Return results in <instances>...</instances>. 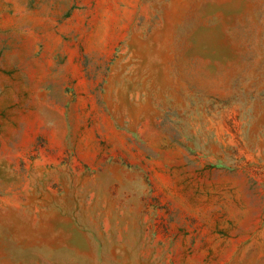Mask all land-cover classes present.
I'll return each instance as SVG.
<instances>
[{"label": "rangeland", "instance_id": "1", "mask_svg": "<svg viewBox=\"0 0 264 264\" xmlns=\"http://www.w3.org/2000/svg\"><path fill=\"white\" fill-rule=\"evenodd\" d=\"M0 264H264V0H0Z\"/></svg>", "mask_w": 264, "mask_h": 264}]
</instances>
